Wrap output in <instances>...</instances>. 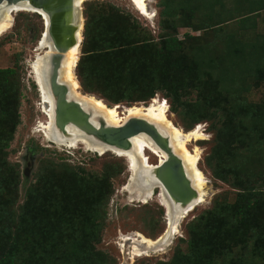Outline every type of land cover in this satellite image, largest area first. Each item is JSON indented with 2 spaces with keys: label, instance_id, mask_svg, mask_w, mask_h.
<instances>
[{
  "label": "rangeland",
  "instance_id": "rangeland-1",
  "mask_svg": "<svg viewBox=\"0 0 264 264\" xmlns=\"http://www.w3.org/2000/svg\"><path fill=\"white\" fill-rule=\"evenodd\" d=\"M254 1L150 0L146 3L148 17L138 14L128 0H85L80 5L79 67L73 71L80 92L108 107L118 105L120 118L127 108L147 106L156 98L165 103L166 115L181 131L200 126V137L189 142L187 149H198L196 166L204 181L203 202L177 222L176 234L169 236L161 251L147 250L137 257L132 256L130 241L122 239L136 234L150 240L163 236L167 229L164 209L155 198L145 204L131 201L126 190L130 174L123 158L109 152L99 156L81 145L58 147L44 138L40 127L46 117L33 64L42 53L37 43L44 21L33 12L14 13L10 28L0 35V69L14 71L7 79L6 95L0 96V177L8 185L4 199L12 198L0 211V249L11 243L10 217L17 221L28 207L49 199L54 211L66 213L62 223H54L63 230L60 242L53 240L60 258L55 264L71 255V264H94L81 246L86 241L84 229L91 225L84 213L90 219L97 215L92 221L97 226L95 233H87V238L90 249L101 254L104 263L174 264L176 254L189 251V223L212 204L234 202L244 185L264 193V62H257L248 74H233L234 87L216 77L229 64L227 45L264 36V0L263 8L254 6L252 11H256L249 15L252 30L237 23L246 13V5ZM87 5L88 39L82 48ZM175 42L178 49H173ZM197 57L210 68L201 65L197 76L192 72L191 77H183L177 67H185L183 62L189 64ZM171 85L180 91V105H172L163 89ZM145 155L151 165H157L158 158L150 150ZM27 161L30 165L25 171ZM98 193L102 194L99 201L89 199ZM76 245L79 250L72 253ZM25 247L21 248L22 258L29 255ZM246 257L240 250L230 258L216 259L215 264H240Z\"/></svg>",
  "mask_w": 264,
  "mask_h": 264
},
{
  "label": "trees",
  "instance_id": "trees-1",
  "mask_svg": "<svg viewBox=\"0 0 264 264\" xmlns=\"http://www.w3.org/2000/svg\"><path fill=\"white\" fill-rule=\"evenodd\" d=\"M261 2L263 0L254 1L253 5L252 3L247 4L246 13L239 18L237 21L238 25L244 26L243 28L248 31L252 30L253 25L248 23L249 15L256 11H252L254 6L259 5L263 8ZM88 7L89 5H87L85 11L88 20L86 19L84 25L82 48L86 46L88 39L87 31L90 18L89 13L87 14ZM166 15L169 16L170 13L168 12ZM186 24L187 28H191L188 23ZM184 36L186 38L189 37L188 35ZM245 41H233L227 45L225 57L228 59L229 64L226 70L221 69L216 76L220 83L234 87L233 74L234 77H236L235 73L241 76L248 74L249 70L254 66H258L257 62H264V36L258 35L252 41H248V39H245ZM178 47L179 43L174 45L173 49H178ZM183 63L185 67H182L180 64L177 69L179 68L183 73V77L185 76L186 78L187 75L191 77L193 75L192 72H195L196 76L201 73V65L205 66V70L210 68V65L201 61L200 57H197V60L195 58L191 59L189 64ZM78 67L79 64L76 65V70ZM13 74L14 71L12 69H0V96L4 97L6 95L7 79ZM172 86L175 85L166 86L163 89L168 92V98H172L173 101H170L172 105H180L178 101L180 91L177 87L170 88ZM12 103L15 104V102ZM193 120H195L194 122H198V119L193 118ZM246 182H248L247 179H245ZM97 186L95 185L94 188L96 189ZM243 188L245 189H242L234 202L212 204L208 211L202 212V214L189 223L188 230L190 235L186 242L189 251L176 254L173 259L174 264H215L216 259L230 258L240 250L244 251V254L248 257H246L247 259L243 258L244 261L241 260L240 264H264V225L262 224V219L264 218V193L256 192L254 187L247 189L244 185ZM7 190L8 185H5V181L3 182L2 177H0V211H2V207L9 206L11 203L12 198L6 200L3 196ZM77 190L81 191L82 188H78ZM15 194L16 187L12 196L14 199ZM88 196L86 197L88 198ZM101 197V193L91 194L89 199L95 201L98 198L99 201ZM26 201L29 204L31 198L28 197ZM50 203L51 201L47 199L35 206V208L29 209L28 207L17 221L14 220V217H10L13 223L11 225L12 228L8 231L11 243L6 242V245L8 244L7 249H0V264H55L57 261H60L58 257L59 252L54 249L58 244L54 243L53 240L56 238L59 243V236L63 230L54 223L58 221L62 223L61 219L65 217L66 213L58 209L54 211ZM161 210L163 211V209ZM84 215L91 222V225L89 228H85L84 232L82 231L85 233L86 241L81 246L84 247L88 257L94 264H106L101 254L93 252L90 249V241L87 238V233H95L97 226L93 225L92 221L95 220L97 215L96 217L94 215L91 219L89 214L84 213ZM211 219H213V222L210 221ZM35 239L39 240L34 241ZM25 244L29 246L25 247ZM23 247L29 248V252H27L29 255L25 258L21 257L24 254L21 250ZM77 249L79 250L77 245L73 246L71 252L75 253ZM71 258L72 255L69 259L65 257L60 264H71Z\"/></svg>",
  "mask_w": 264,
  "mask_h": 264
},
{
  "label": "bare ground",
  "instance_id": "bare-ground-1",
  "mask_svg": "<svg viewBox=\"0 0 264 264\" xmlns=\"http://www.w3.org/2000/svg\"><path fill=\"white\" fill-rule=\"evenodd\" d=\"M128 1L138 14L144 17L149 16L146 3L150 2V0H142V2L141 0ZM75 2L79 4L85 2V0H75ZM17 12L36 13L29 8L14 9L11 10V12L4 11L3 14L0 15V35L10 28L12 15ZM37 14L45 21L43 15L39 12H37ZM79 38L80 37H78V40ZM39 50H41L42 53L36 55V61L33 64L36 73V76H34L35 84L40 94L41 104L43 105L42 113L46 117L45 124L40 127V129L43 130L44 138L58 147L73 149L81 145L87 152L99 156L109 152L117 157L123 158L127 163V170L130 174L129 184L126 190H128L131 195V201L145 204L149 200L155 198L156 202L166 210L165 221L167 229L163 236L160 238L157 237L155 240L147 239L141 234H136L132 238L127 237L121 239L123 242L130 241V244L133 246V257L144 255L147 253V250L161 251L166 246L165 242H167L169 236L171 234H176L177 222L186 217L187 214L183 217L179 212L173 215L172 212L170 213V209L166 205L167 203L163 195V189L158 182L160 177V173H157L158 166L150 164L149 158L145 155V150H150V152L159 159L158 165H160L163 159L164 161H166V159H175L179 162L180 172L183 176V184L186 187L184 196L181 197L173 191V187L168 188L166 193L172 200L178 203L187 202L186 200L195 198V201L198 202L196 206H198L203 202L205 195L204 181L202 174L196 166L198 164V149L195 147L193 151H190L187 149V144L200 137V126H196L187 132L181 131L166 115L165 103H161L156 100V98H153L147 106H132L127 108L124 116L120 118V114L117 112V109H119L118 105L108 107L102 100L81 93L80 87L73 74L78 59V46L72 47L59 59L56 82L64 87V91L62 93H57L53 91L50 85H46L47 76L43 78V74L46 75L51 70L50 64L48 65L47 62L44 64L42 63L43 60L40 56L42 54L47 56L48 52H43L45 51V46L41 42L38 52ZM47 57H49V55ZM62 100L64 102H62ZM68 103L79 105L81 110L90 116L88 123L94 128H97L99 125L102 127L117 128L121 127L129 120L143 121L153 126L164 140L165 147L162 148L158 146L152 138L144 133H139L127 140L130 149H121L96 143L88 138L83 126L72 124L71 122L60 126L56 122L58 117H74L71 107L64 109V105ZM55 107L60 108V110H56ZM93 139L97 141L95 137H93ZM155 190H158V192L155 193ZM152 191L153 194L151 195Z\"/></svg>",
  "mask_w": 264,
  "mask_h": 264
},
{
  "label": "water",
  "instance_id": "water-1",
  "mask_svg": "<svg viewBox=\"0 0 264 264\" xmlns=\"http://www.w3.org/2000/svg\"><path fill=\"white\" fill-rule=\"evenodd\" d=\"M81 4L82 3L76 4L75 0H0V15L3 14L4 11L11 12V10L14 9L29 8L34 10L36 14L39 12L44 16L45 21L43 32L37 45H40V42L43 43L45 46V51L43 52H48L49 55V57L45 54L40 56L42 57L43 64L45 62H47L48 65L50 64L49 66L51 70L46 75L43 74V78L47 76V80L44 82L46 85H50L53 91L57 93H62L64 91V87L56 82L59 59L72 47H79L81 43L80 31L83 25L80 9ZM78 37H80L79 40ZM62 102L64 101L62 100ZM65 105L64 109L67 107L72 108L74 117H58L56 122L60 126H63L68 122L83 126L88 138L96 143L121 149H130L127 140L139 133H144L152 138L158 146L162 148L165 147L164 140L153 126L146 124L143 121L129 120L124 125L117 128L102 127L100 125L97 126V128H94L88 123L90 116L84 113L79 105L75 103H68ZM56 110L59 111L60 108H56ZM56 113L59 114L58 112ZM93 137H95L97 141H95ZM156 163L158 166L157 173H160L158 182L163 189V195L167 203L166 205L170 209V213L172 212L173 215L174 213L179 212L184 217L198 204V202L195 201V198H190L186 200L187 202L178 203L172 200L166 193L168 188L173 187V191L181 197L184 196V190H186V187L183 184V176L180 172L179 162L175 159H166V161L163 159L160 165H158L159 161L157 159ZM29 165L30 163L27 161L25 171L28 170ZM152 194L153 191L151 192V195ZM165 215L166 210L164 208V218Z\"/></svg>",
  "mask_w": 264,
  "mask_h": 264
},
{
  "label": "snow or ice",
  "instance_id": "snow-or-ice-1",
  "mask_svg": "<svg viewBox=\"0 0 264 264\" xmlns=\"http://www.w3.org/2000/svg\"><path fill=\"white\" fill-rule=\"evenodd\" d=\"M141 2H142V0H141Z\"/></svg>",
  "mask_w": 264,
  "mask_h": 264
}]
</instances>
